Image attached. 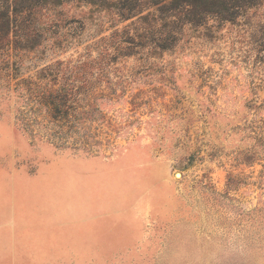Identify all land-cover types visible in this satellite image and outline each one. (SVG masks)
Listing matches in <instances>:
<instances>
[{"label": "rangeland", "instance_id": "obj_1", "mask_svg": "<svg viewBox=\"0 0 264 264\" xmlns=\"http://www.w3.org/2000/svg\"><path fill=\"white\" fill-rule=\"evenodd\" d=\"M101 1L39 10L46 41L0 53V72L51 67L55 88L93 93L75 102L107 133L59 149L0 91V184L54 191L0 217V264H264V3L233 22L197 6L171 28L161 0ZM39 207L65 245L39 240Z\"/></svg>", "mask_w": 264, "mask_h": 264}, {"label": "trees", "instance_id": "obj_2", "mask_svg": "<svg viewBox=\"0 0 264 264\" xmlns=\"http://www.w3.org/2000/svg\"><path fill=\"white\" fill-rule=\"evenodd\" d=\"M69 1L0 0V53H9L10 49L32 52L41 46L42 42L46 41L48 29L41 25L36 28L28 23L39 10L47 6H62ZM80 1L91 7L107 9L110 6L106 1L101 0ZM161 2H164L162 12H165L167 25L173 28L179 21H182L183 14L188 15L191 9L197 6H203L205 8L203 11L208 16L233 22L235 17L241 16L242 12L260 7L264 0H161ZM189 22L196 23V21ZM19 27L23 29L18 31ZM174 34L178 32L173 30L167 35L162 49L170 46V40L175 38ZM12 36L16 38L13 39ZM3 63L4 68L0 72V91L10 95V98L14 96L18 98L16 120L24 131L34 138L40 136L42 139L44 137V139L53 141L51 143L59 149L73 148L85 150L88 153L97 149L101 143L97 139L99 135L96 131L107 134L106 131H101L102 128L96 124L99 110L90 105L81 106L75 102L81 95L90 99L93 93L83 94L68 85L55 88L59 75L55 74L51 67L44 68L34 78H16L5 73L7 69H10L9 61ZM66 79L62 78L61 82L67 81Z\"/></svg>", "mask_w": 264, "mask_h": 264}, {"label": "crops", "instance_id": "obj_3", "mask_svg": "<svg viewBox=\"0 0 264 264\" xmlns=\"http://www.w3.org/2000/svg\"><path fill=\"white\" fill-rule=\"evenodd\" d=\"M40 183L43 185L44 180L37 181V184L29 186H25L22 181H19L18 186H3L0 184V207H2V211H0V217L3 216L4 219L9 218V212L11 211V214L14 215L15 211H19V213H24L23 211H28L29 209H33V207L30 203H25L24 200L20 203H16L15 199L17 196H20L22 198H25L29 195H38V196H48L49 194L54 193V191H49V189H46L44 187L40 186ZM46 187V186H45ZM11 201L12 204L9 202ZM20 206L18 209L17 207ZM32 206V207H30ZM44 208L39 207L38 213H37V226L38 228H45L46 230L42 232V234H39V240L49 244L54 241L61 242L60 245H65L66 242V235L65 233H53L51 232L52 226L55 225L53 222L48 221L50 220L47 215H44V213H40L39 210H43ZM2 213H5L3 215ZM9 221L12 223V219L10 218ZM44 222V223H43Z\"/></svg>", "mask_w": 264, "mask_h": 264}, {"label": "water", "instance_id": "obj_4", "mask_svg": "<svg viewBox=\"0 0 264 264\" xmlns=\"http://www.w3.org/2000/svg\"><path fill=\"white\" fill-rule=\"evenodd\" d=\"M178 177H180V175H178Z\"/></svg>", "mask_w": 264, "mask_h": 264}]
</instances>
